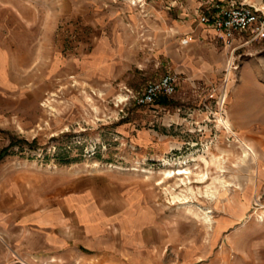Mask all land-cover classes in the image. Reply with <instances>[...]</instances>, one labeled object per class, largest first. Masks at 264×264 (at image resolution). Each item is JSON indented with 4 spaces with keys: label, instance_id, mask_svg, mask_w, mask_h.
Masks as SVG:
<instances>
[{
    "label": "rangeland",
    "instance_id": "obj_1",
    "mask_svg": "<svg viewBox=\"0 0 264 264\" xmlns=\"http://www.w3.org/2000/svg\"><path fill=\"white\" fill-rule=\"evenodd\" d=\"M202 1L200 22L218 5L246 3L264 24V0ZM163 2L0 0V47L22 76L20 102L2 104L0 174L7 189L19 181L33 200L69 190L107 203L122 229L113 240L137 244L117 246L120 257L234 262L240 244L256 246L264 264V37L247 32L228 54L203 47L173 61L154 31ZM166 76L175 92L140 104ZM185 167V177L168 172ZM202 209L212 211L211 226Z\"/></svg>",
    "mask_w": 264,
    "mask_h": 264
},
{
    "label": "crops",
    "instance_id": "obj_2",
    "mask_svg": "<svg viewBox=\"0 0 264 264\" xmlns=\"http://www.w3.org/2000/svg\"><path fill=\"white\" fill-rule=\"evenodd\" d=\"M163 1L164 10L154 31L163 52L173 61L178 60L180 50L190 58L199 55L203 47L228 54L232 43L242 42L243 37L230 41L200 22L202 0ZM171 12L174 17L169 16ZM193 63L201 64L199 60ZM21 86L20 69L10 61L7 49L0 47V119L6 114L4 102H20ZM14 185L7 189L5 175L0 174V264H149L148 259L139 260L130 253L124 257L113 254L117 246L137 244L132 238L113 240L116 232L111 231L122 229L106 212L107 203L90 201L85 191L71 194L69 190L56 198L51 193L49 198L33 200L31 191L23 190L19 181ZM86 204L92 205L94 213L85 215ZM232 247L240 248L236 261L223 256L215 264H260L256 246Z\"/></svg>",
    "mask_w": 264,
    "mask_h": 264
},
{
    "label": "built area",
    "instance_id": "obj_3",
    "mask_svg": "<svg viewBox=\"0 0 264 264\" xmlns=\"http://www.w3.org/2000/svg\"><path fill=\"white\" fill-rule=\"evenodd\" d=\"M211 15L202 16L201 22L215 29L230 41L241 38L243 34L253 31L255 37H264V24L261 23V10L251 4L217 6ZM260 24V26H259ZM175 78L166 76L158 83L147 86L139 98L140 104H153L160 95H172L175 92Z\"/></svg>",
    "mask_w": 264,
    "mask_h": 264
},
{
    "label": "bare ground",
    "instance_id": "obj_4",
    "mask_svg": "<svg viewBox=\"0 0 264 264\" xmlns=\"http://www.w3.org/2000/svg\"><path fill=\"white\" fill-rule=\"evenodd\" d=\"M232 58V57H231ZM234 58V57H233ZM230 64V63H229ZM228 70V69H227ZM229 76H231L232 75V72H231V70H229ZM248 73V72H247ZM230 79V78H229ZM227 92V91H226ZM227 94V93H226ZM226 99H227V95H226ZM222 101H224V100H222ZM226 102V101H225ZM242 108V106L239 108V110ZM224 117V116H223ZM222 120V119H221ZM219 122V121H218ZM223 122H224V124H225V126L227 127V130L229 131V130H231V122L230 121H227V122H225L224 120H223ZM222 122V123H223ZM234 123H235V121H234ZM223 124V125H224ZM247 128V127H246ZM242 135V134H241ZM232 136H234V135H232ZM243 145L245 146V151H246V153H247V155H249L253 160H254V162H257L258 161V153L256 152V150L252 147V146H249V145H247V144H245V143H243ZM241 146V145H240ZM244 148V147H243ZM224 156H226V155H224ZM236 157V156H235ZM235 157H232V158H235ZM220 159V158H219ZM222 159L223 158H221V161H222ZM166 160V159H165ZM170 160V159H169ZM217 160H218V158H217ZM235 160H237V162H238V159L236 158ZM182 161V160H181ZM219 161V160H218ZM217 161V162H218ZM224 161V160H223ZM229 161V160H228ZM220 162H218V164H219ZM176 164H177V162H176ZM175 164V165H176ZM223 164H224V162H223ZM222 164V165H223ZM235 164H236V161H235ZM169 165V164H168ZM184 165V164H183ZM220 165V164H219ZM225 165V164H224ZM188 166V165H187ZM218 166V165H217ZM184 167V166H183ZM189 167V166H188ZM221 167V166H220ZM219 168V167H218ZM222 168V167H221ZM189 169V168H188ZM188 169L185 167V169L184 168H179V171L178 172H176L174 169V171L173 170H170V171H168V172H170V173H172V172H174V176L176 177V176H184V175H188L189 174V172H188ZM120 170H127V169H123V168H121ZM129 170V169H128ZM139 170V169H138ZM134 171V170H133ZM143 171V170H142ZM141 171V172H142ZM150 171V170H149ZM167 171V170H166ZM165 171V172H166ZM192 171V170H191ZM221 171V170H220ZM225 171V170H224ZM97 172V171H96ZM145 173H147V171H144ZM204 173V172H203ZM222 173V172H221ZM172 175V174H171ZM203 176V175H202ZM230 176V175H229ZM232 176V175H231ZM257 176V175H256ZM170 177V176H169ZM185 177V176H184ZM205 177V176H204ZM221 177V176H220ZM190 178V177H189ZM219 178V177H218ZM217 178V179H218ZM225 178H227V177H225ZM177 179V178H176ZM180 178H178V180H179ZM209 179V178H208ZM190 180V179H189ZM221 179H218V181H220ZM223 180V179H222ZM221 180V181H222ZM226 180V179H225ZM224 180V181H225ZM232 180H233V178H232ZM165 181V180H164ZM180 181V180H179ZM183 181H186L185 179H183ZM191 181V180H190ZM218 181H216V182H218ZM230 181H231V179H230ZM235 181V180H234ZM233 181V182H234ZM214 182V181H213ZM215 182V183H216ZM226 182V181H225ZM186 183H187V181H186ZM227 183V182H226ZM158 184H160V183H158ZM162 184V183H161ZM184 184V183H183ZM222 184H223V181H222ZM231 184V183H230ZM189 185V184H188ZM224 185H226L225 183H224ZM234 185V184H233ZM232 185V186H233ZM252 185V184H251ZM226 186H228V185H226ZM187 187V186H186ZM185 187V188H186ZM217 187V186H216ZM223 187V186H222ZM229 188V187H228ZM208 189V188H207ZM211 189V188H210ZM218 189V188H217ZM216 189V190H217ZM188 190V189H187ZM189 191V190H188ZM184 192V191H183ZM207 194V193H206ZM208 194H209V192H208ZM207 194V195H208ZM211 194V193H210ZM209 197H211V198H213V196H214V194H212V195H208ZM179 196H176L175 197V199L176 198H178ZM185 197V196H184ZM215 197V196H214ZM188 198V197H187ZM174 199V200H175ZM173 202V201H172ZM191 210V209H190ZM203 210V209H202ZM193 211V210H192ZM203 212V219L205 220V222L206 223H208V225L209 226H211L213 223H214V221H213V217H212V211H206V209L205 210H203L202 211ZM197 215H198V213H196ZM202 216V215H201ZM198 217V216H197Z\"/></svg>",
    "mask_w": 264,
    "mask_h": 264
},
{
    "label": "trees",
    "instance_id": "obj_5",
    "mask_svg": "<svg viewBox=\"0 0 264 264\" xmlns=\"http://www.w3.org/2000/svg\"><path fill=\"white\" fill-rule=\"evenodd\" d=\"M165 103H168V102H165ZM3 155H0V160L2 159Z\"/></svg>",
    "mask_w": 264,
    "mask_h": 264
}]
</instances>
